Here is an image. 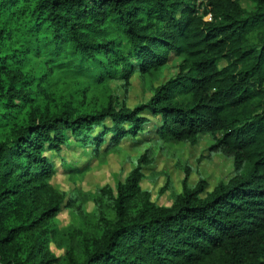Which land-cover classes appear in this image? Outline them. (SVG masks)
<instances>
[{
    "label": "trees",
    "instance_id": "trees-1",
    "mask_svg": "<svg viewBox=\"0 0 264 264\" xmlns=\"http://www.w3.org/2000/svg\"><path fill=\"white\" fill-rule=\"evenodd\" d=\"M198 1L0 0V264H60L48 227L62 200L40 201L56 172L48 151H108L150 123L164 141L210 135L235 176L205 197L185 181L172 206L139 204L141 158L102 239L64 264H264V0ZM173 57L178 74L134 109L110 95L95 110H37L62 79L129 84Z\"/></svg>",
    "mask_w": 264,
    "mask_h": 264
},
{
    "label": "rangeland",
    "instance_id": "rangeland-1",
    "mask_svg": "<svg viewBox=\"0 0 264 264\" xmlns=\"http://www.w3.org/2000/svg\"><path fill=\"white\" fill-rule=\"evenodd\" d=\"M242 5L247 9L253 6L246 0ZM180 65V59L173 57L160 77L149 78L136 73L129 84L112 80L106 86L94 87L84 79L65 78L55 86L54 96L43 99L37 110L48 109L50 113L67 107L95 110L105 106L110 95L118 99V108L134 109L148 101L156 87L175 77ZM219 65L224 68L227 63L221 60ZM156 119L154 117L153 122ZM158 128L150 123L143 133L127 137L108 151L105 148L96 151L70 140L60 153L47 152L56 172L49 181V191L40 201L45 205L62 200L59 214L48 227L53 235L50 250L59 257L60 264L68 260L69 253L81 259L102 239L101 218L112 217L117 186L125 182L141 158H145V162H142L139 204L148 197L159 206L170 207L182 193L185 181L191 189L203 183L206 187L202 196L205 197L220 182H228L235 176L233 157L212 151L214 141L210 135H201L196 143L164 141L156 133ZM9 133L0 132V139Z\"/></svg>",
    "mask_w": 264,
    "mask_h": 264
},
{
    "label": "built area",
    "instance_id": "built-area-1",
    "mask_svg": "<svg viewBox=\"0 0 264 264\" xmlns=\"http://www.w3.org/2000/svg\"><path fill=\"white\" fill-rule=\"evenodd\" d=\"M202 1H203V0H199V1H198L199 4H200V2H202ZM205 20H208V21L212 20V15H211V13H209L208 15L205 16Z\"/></svg>",
    "mask_w": 264,
    "mask_h": 264
}]
</instances>
